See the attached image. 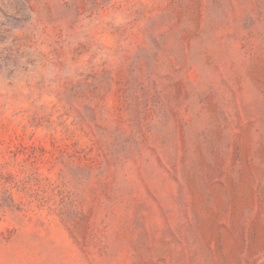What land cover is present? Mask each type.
Segmentation results:
<instances>
[{"label":"rangeland","instance_id":"obj_1","mask_svg":"<svg viewBox=\"0 0 264 264\" xmlns=\"http://www.w3.org/2000/svg\"><path fill=\"white\" fill-rule=\"evenodd\" d=\"M0 264H264V0H0Z\"/></svg>","mask_w":264,"mask_h":264}]
</instances>
